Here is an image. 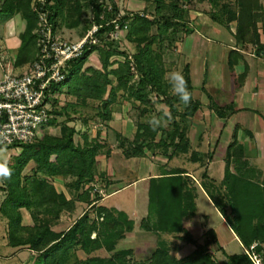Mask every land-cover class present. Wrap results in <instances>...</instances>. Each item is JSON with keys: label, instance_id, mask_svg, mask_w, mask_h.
Returning <instances> with one entry per match:
<instances>
[{"label": "trees", "instance_id": "obj_1", "mask_svg": "<svg viewBox=\"0 0 264 264\" xmlns=\"http://www.w3.org/2000/svg\"><path fill=\"white\" fill-rule=\"evenodd\" d=\"M84 1L92 0H47L45 5L53 29L58 27V18L63 15L67 5L72 12L69 11L70 19L68 18L66 24L69 27L79 25V13ZM155 1L157 11L160 13L165 4L163 0ZM211 1L214 9L209 17L212 20L230 30L229 24L235 21L236 28L233 34L236 41L243 46L254 44L258 46V52L264 50V44L259 39V25L264 28V5L261 0ZM104 4V1H99L93 7L94 20L98 25L95 31L98 41L85 45L81 54L68 60L65 77L51 86L52 116L48 126L59 123V133H48L42 129L41 134L30 142L0 146L20 148L10 163L13 168L11 180L4 181L3 184L6 194L0 203V211L7 219L8 243L13 246L28 244V248L36 252L30 264H125L126 256L133 252L132 247L116 248L115 245L118 240L125 237V232L133 230L134 219L124 209L116 208L117 213L114 215L107 206L96 204L101 198L100 194L90 197L92 189L90 183L97 175L96 156L104 148L105 143L90 139L86 132L82 134V142L76 141L75 127L69 125L66 120L61 123L58 120L62 115L65 118L69 116L68 108L74 111L76 104L84 105L88 98L98 99L100 102L97 105L96 117L109 120L113 112L119 109L123 98H132L139 103V115L142 120L139 118L137 122L133 139L122 138V141L128 142L125 148L123 142H120L124 148V155L142 156L145 155V148L154 151V147L165 150L172 146L171 152L166 151L170 158L174 154L189 150V138L184 122L188 115L195 113L200 102L192 96L190 103L185 105L178 96L166 93L164 65L160 55L152 48L156 39L163 41L167 34L170 42H176L183 34L193 30L190 23L186 22L187 9L179 4V0H171L170 11L161 16L156 14L150 17L144 12L136 11L131 16L126 14L116 18L115 14L113 16L109 14ZM74 11L77 14L73 17L71 15L75 13ZM104 11L107 15L101 16ZM16 13L25 20V27L19 32L20 43L14 56V65H21L30 63L37 56V36L33 29L38 14L33 9L31 0L1 1L0 20ZM114 18L116 20H113ZM92 23L84 25L85 32L90 29ZM153 25H156L157 31L149 34ZM124 26L127 27L129 38L138 37V41L142 43L139 50L132 55L135 70L131 69L127 53L116 47L118 40L107 39V33ZM181 31L182 34L178 35ZM94 50L100 53L101 66L89 64L84 67L85 61ZM230 52L240 55L239 50L234 48ZM114 55H122L125 58H113ZM136 71L140 75L134 80ZM183 76L192 95L187 64L184 66ZM148 87L150 90H156L158 99L168 106V114L171 117V131L165 134L162 130L159 139H156V135L161 125L153 130L149 122H143L144 115L149 113L152 104ZM63 91L73 96L74 100L72 102L69 99L64 105L58 106L59 95ZM177 102L183 105L182 110H178ZM165 113L158 110L152 117L167 118ZM235 139L233 138L227 147L223 178L217 181L204 170L201 174V183L213 204L248 248V251L226 253V264H256L251 252L261 255L264 251V181L257 177H248L244 172L236 170L237 168H230V157L241 153ZM30 161L33 162L30 170L23 172ZM66 176L71 177L66 183L67 186L76 193L72 198L67 197L63 191H58L54 185L55 178ZM194 188L192 178L184 174L181 168L161 172L158 176H151L148 179L149 212L140 223L148 230L168 232L176 238L186 239L194 248L190 253L178 256L162 241L163 239H160L150 255L139 264H219L208 248L210 242L216 241L214 230L207 228L204 240L199 241L183 225L184 217L195 210ZM76 201H87L89 207L67 229H54L53 226L61 213L73 211ZM21 208L30 212L36 224L28 226L22 222ZM93 208H96L99 215H103L102 219L107 218L106 222L102 221L104 231L98 230L96 221L90 218L89 211ZM152 214L155 219L150 223ZM93 231L96 234L92 237ZM103 246L114 250L111 256L91 254L93 249ZM75 247L84 249L86 256L82 259L77 258L73 251ZM260 262L264 264V257L260 258Z\"/></svg>", "mask_w": 264, "mask_h": 264}, {"label": "crops", "instance_id": "obj_2", "mask_svg": "<svg viewBox=\"0 0 264 264\" xmlns=\"http://www.w3.org/2000/svg\"><path fill=\"white\" fill-rule=\"evenodd\" d=\"M190 25L193 30L183 34L176 41L180 58L183 56L184 59L182 68L186 64L188 65L192 96L200 102L199 108L194 114L188 115L184 122L189 138V150L174 154L170 158L164 153L165 150L158 148L154 151L146 149L145 155L142 156L127 157L122 153V158L126 160L135 159L141 162V159L151 158L148 159L149 163L144 162L143 166L135 168L122 167L116 172L112 163L108 162L115 152L112 148L100 167L102 170L111 169L112 172L108 170V173H116V176L113 177L115 181L109 184L116 186L109 191V196L118 193L122 189L132 188L136 203L134 202L135 204L127 212L135 214L136 217L140 215L141 219L146 217L149 212L148 179L151 176H158L161 172L174 171L177 168L184 170V174L192 178L195 186V210L184 217L183 225L193 233L190 224L192 222L196 224V221L191 217L197 210L199 191H202L210 203L214 205L201 183V174L206 170L209 176L217 181L223 178L227 160V147L233 138H236V146L241 148V153L230 157V168H237L236 170L244 172L248 177H257L264 181V50L258 52V46L254 44L243 46L238 43L232 29L226 28L223 24L212 20L206 15L199 16V19L193 20ZM8 38L12 42L13 37ZM259 39L264 44V28L261 25H259ZM17 45L18 43L13 42V46L17 47ZM233 48L239 50V56L230 52ZM181 61L183 60L181 59ZM198 70L201 75L195 83L193 74ZM134 108L135 110H132L133 114L131 116L133 117L136 113L135 120L129 114L131 107L126 108L122 103L119 109L113 112L109 124L114 127L113 131L116 136L130 137L128 129H126L128 123L131 124V128H128L135 133L140 115L137 112L138 108L135 106ZM118 116L122 118L121 121L117 120ZM118 121L120 127L114 126L115 124L118 125ZM234 132L235 135H233ZM117 151H121V149L116 148ZM183 155L184 157H182ZM175 157H180L183 161L194 162V166L182 168L174 162ZM233 163L234 165H232ZM134 173L136 175L129 179V176ZM119 183L122 185H119ZM142 190L147 197L145 205L140 203L137 198ZM4 192L5 190L0 188V203L4 197ZM214 207L224 220V224L232 238H236L241 244L242 251H248V248L241 242L223 214L215 205ZM118 208L124 209L123 207ZM135 216H132L135 219V224H140ZM154 219V214L150 215V223ZM205 223H207V220ZM212 229L214 230V228ZM7 231V219L0 211V246L8 250L4 254H0V257L13 260V264H27L34 250L28 247L10 245ZM153 233L163 239V232H159V234L153 231ZM215 234L216 241L213 243L217 244L226 254L225 241L218 243L217 240L220 236L217 230ZM0 264H3V262H0Z\"/></svg>", "mask_w": 264, "mask_h": 264}, {"label": "rangeland", "instance_id": "obj_3", "mask_svg": "<svg viewBox=\"0 0 264 264\" xmlns=\"http://www.w3.org/2000/svg\"><path fill=\"white\" fill-rule=\"evenodd\" d=\"M2 0H0L1 3ZM104 1V5H106L108 12L110 15H116V18H119L123 15L129 14L131 16L132 13L138 11L140 13H146L148 16L153 17L154 15L161 16V14H167L169 10V3L171 0H163L165 7L162 8L160 13L157 11L156 7V1L155 0H114V2H111L110 0H92V1H84V5H82V8L80 10V23L79 25L75 27H69L66 22L68 21V18L70 19L69 11H71L67 5L66 8H64L63 15L58 18V27L55 28V35L62 38V40L66 42H75L80 40L83 36L88 35L91 30L94 29V27L98 26L94 20V12L93 7L96 4V2ZM262 4L264 5V0H261ZM47 0L44 2V7L47 9L46 4ZM35 2L34 0H31L32 7L34 6ZM68 4V3H67ZM179 4L183 6L185 9H187L186 13V22L190 23L195 19H199V16L206 15L209 17L210 12L214 9L213 2L211 0H179ZM48 10V9H47ZM72 12V11H71ZM75 12V11H74ZM77 12L72 13L71 16H75ZM107 15V12H102L101 16ZM114 18L113 20H116ZM93 21V23H92ZM117 24L118 22L115 21ZM87 23H92L90 29H88L85 32V26ZM230 28L232 31H235L236 23L235 21H232L230 24ZM39 26V20L37 17L36 25L33 29V32L36 34V28ZM118 26V25H117ZM25 27V20L22 18V16L19 13H16L15 15L0 20V77L3 74V69L6 68H13L14 72H24L28 69V63L21 64V65H14L13 64V58L15 56L16 52V46H13L14 43H20V37L19 32L22 31ZM157 31L156 25H153L149 31V34L155 33ZM85 32V34H84ZM183 31L179 32L178 35L182 34ZM84 34V35H83ZM107 39L115 38L118 43V46H116L119 50H124L128 57H129V64L131 66L132 70H135V63L132 55L139 50L141 46V42L138 41V37H128V31L127 27L124 26L123 28H116L114 30H111L109 33L106 34ZM37 36V34H36ZM8 37H13L12 42ZM163 41H160L159 39H156L154 43L152 44V48L157 55H160V58L164 65V80L166 81V93L170 95H174L171 91V86L168 83V81L165 79V74L177 70L182 72L184 75V68L183 67V56L180 58V54L177 50V43L176 42H170L168 34ZM197 37V36H196ZM17 45V46H18ZM113 58H120L124 59L122 55H114ZM181 59L183 61H181ZM94 65L97 67L101 66L100 61V53L98 50H94L90 56L88 57L87 61L84 63V67L86 65ZM116 65V63H114ZM193 78L194 82L196 83L199 79V76L201 75L199 73V70L197 72H194ZM139 73L136 71L135 76L133 77L134 80H137L139 77ZM112 76V75H111ZM149 88V87H148ZM65 90V89H64ZM150 90V88H149ZM119 94H122V91H119ZM150 96L152 99V104L150 105V111L146 116L144 115L143 122H149L147 120H150L154 114L157 113L158 110H163L168 113V106L161 100L158 99V94L155 89L150 90ZM73 96L67 95L64 91L59 95L58 100V106L64 105L69 99L72 101ZM73 102V101H72ZM98 99L88 98L86 99V102L84 105L76 104V107L74 111L69 110V116L64 117V115L58 117L59 122L61 123L63 120H66L69 125H72L75 127V140L82 142L83 132H86L88 137L90 139H97L99 141H104V148L101 149V151L96 156V178L90 183L92 186L90 197L92 198L96 194H100L101 198L97 201L96 204L105 205L110 209L111 213L114 215L117 213L116 208H124L125 211L130 210L135 204V200L133 198V190L131 187L125 188L120 190L118 193H115L111 196H109V191H111L114 186L116 185H109L115 181L113 178L116 176V173H108V170H102L101 164L104 163V158L108 156L110 149L114 148L115 152L112 156L111 160L109 159L108 162L112 163V166L116 170V172L119 171L120 168H135L138 166H143V163H149V157L148 159H141L142 161H136L135 159H123L122 153L123 149L127 146V141L123 140L122 138L124 136L117 135L113 131L114 127H112L109 123V120H103L98 117H96L97 112V105L99 104ZM51 104V101H50ZM122 104L126 106V108L131 107V112H129L130 116L133 114L132 110L135 107L138 108V102L135 101L132 98H123ZM73 105H71L72 107ZM177 108L178 110L183 109V105L179 102H177ZM52 108V104H51ZM139 112V109L138 111ZM134 113L132 119L135 120ZM67 116V115H66ZM117 120L121 121V117H117ZM124 118V117H123ZM140 118V117H139ZM141 119V118H140ZM161 119V128L157 132L156 139H159L160 133L163 130L165 134L167 132L171 131L172 122L171 119L167 118H160ZM139 120V119H138ZM142 120V119H141ZM128 122V121H126ZM139 122V121H138ZM114 125V122L112 123ZM120 122L118 121V125L115 124L114 126L120 127ZM125 124V123H124ZM131 124H127V131L129 132L130 139L134 138V133L131 131ZM130 127V128H128ZM60 124L56 123L54 125L45 126L44 132L48 133H59ZM126 131V132H127ZM106 132V134H105ZM106 135V136H105ZM123 142L124 148L120 145V142ZM116 148H120L121 151L116 152ZM5 150V154L9 158L10 163L14 160V155H16L20 148H2ZM154 149H157V147H154ZM162 149V148H158ZM146 150V148H145ZM163 150V149H162ZM173 150V147H169L165 149V154L167 152H171ZM164 151V150H163ZM124 154V153H123ZM178 154V153H177ZM118 157H117V156ZM126 156V155H125ZM128 157V156H127ZM184 157V155L182 156ZM102 158V159H101ZM135 160V161H133ZM174 162L178 164L180 167H190L194 166V162H189L187 160H182L180 157H175ZM33 165V162L30 161L24 168L23 172H28L30 170V167ZM103 166V165H102ZM109 171L112 172L110 169ZM136 173L129 176V179H131L133 176H135ZM70 176H66L63 178H55L54 179V185L58 191L65 192L67 197H74L76 195L75 191L70 189L67 186V181L70 180ZM4 181L0 182V188L3 189ZM119 185H122L119 183ZM4 190V189H3ZM142 193H139L137 195V198L139 199L140 203L143 205L146 204V193L142 190ZM4 196L6 194V191L3 193ZM1 196V195H0ZM108 196V197H107ZM106 198V199H102ZM102 199V200H101ZM136 199V198H135ZM135 202V203H134ZM75 209L73 211H63L58 219V221L54 224L53 228L56 230H65L67 229L76 218H78L85 209L89 207V204L87 201H76L74 203ZM118 207H117V206ZM110 207V208H109ZM21 211L23 213V219L22 222L25 225L32 226L36 224L35 220L32 219L30 212L25 209L21 208ZM91 220L96 221V225L98 230L104 231L103 223L102 221H105L106 219H102L103 215H99L96 208L91 209ZM130 217L135 216V214L131 212H127ZM136 217V216H135ZM133 218V217H132ZM194 221H196V224H193V222L190 224V228L193 231V235L199 240H204L205 236L207 235L206 230L208 228H214L215 232L216 230L219 233V240L218 243H222V241H225V251L228 254L235 253V252H242V246L239 243V241L236 238H232L229 230L224 224V220L222 219L221 215L218 213L217 209L210 203L208 198L205 194L202 193V191H199L198 198H197V210L196 213L191 217ZM205 218L207 220V223H205ZM134 219V218H133ZM137 222L141 221L140 215L136 217ZM205 220V221H204ZM106 222V221H105ZM135 222V219H134ZM106 224V223H105ZM136 225V226H135ZM152 230L146 229L141 223L140 224H134V228L131 231L125 232V237L118 240L117 244L115 245L116 248H127L132 247L133 252L131 254H128L126 256L125 264H139L143 260H145L153 250V248L156 246L157 242L161 239L159 236H155ZM155 232V231H154ZM27 234V233H26ZM96 232L93 231L91 233V236H95ZM160 234V233H159ZM163 234V240L167 245H169L172 252H174L178 256H183L191 252L193 248V244H191L186 239L176 238L170 234H167L165 232ZM105 237H103L104 240ZM159 238V239H158ZM25 245V246H22ZM22 247H28V244H22ZM210 252L213 254L215 259L218 261L219 264H226L227 262V256L222 251L221 248L218 247L217 244L210 242L208 246ZM6 251H8L5 247L0 246V254H4ZM75 255L77 258L82 259L86 256V251L82 249L81 247H75L73 249ZM114 250L107 249L105 246L102 248H96L91 251V254L101 255V256H111ZM36 252L32 253L30 255L29 260L27 264H30L32 260L34 259ZM251 255L253 256V252H251ZM257 257L260 259L261 257H264V251L261 255L257 254ZM261 256V257H260ZM32 258V259H31ZM254 258V256H253ZM73 260V258H71ZM263 260V259H262ZM256 264H260V260H255ZM0 262L3 264H13V260H8L5 258L0 257Z\"/></svg>", "mask_w": 264, "mask_h": 264}, {"label": "built area", "instance_id": "obj_4", "mask_svg": "<svg viewBox=\"0 0 264 264\" xmlns=\"http://www.w3.org/2000/svg\"><path fill=\"white\" fill-rule=\"evenodd\" d=\"M34 2L39 20L35 30L37 56L28 63L26 71L17 73L10 67L3 69L0 77V146L30 142L41 134L52 116V84L65 77L68 60L81 54L85 45L98 41L95 36L98 26L78 41L62 40L55 35L45 0ZM253 256L254 260H260L256 253Z\"/></svg>", "mask_w": 264, "mask_h": 264}, {"label": "clouds", "instance_id": "obj_5", "mask_svg": "<svg viewBox=\"0 0 264 264\" xmlns=\"http://www.w3.org/2000/svg\"><path fill=\"white\" fill-rule=\"evenodd\" d=\"M165 79L170 84L172 93L178 96L185 105L189 104L192 95L188 91L187 81L182 72L177 70L170 71L165 74ZM165 115L171 119L170 114L165 113ZM149 124L153 130H156L161 125V119L154 116L149 120ZM12 174L13 168L10 165L9 158L5 154V150L0 148V182L11 180Z\"/></svg>", "mask_w": 264, "mask_h": 264}]
</instances>
